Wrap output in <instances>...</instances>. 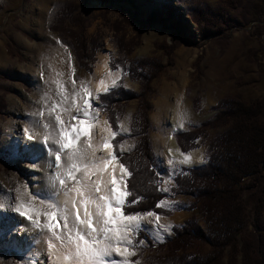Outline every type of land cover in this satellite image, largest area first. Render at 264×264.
Segmentation results:
<instances>
[{"label": "rangeland", "instance_id": "374dc122", "mask_svg": "<svg viewBox=\"0 0 264 264\" xmlns=\"http://www.w3.org/2000/svg\"><path fill=\"white\" fill-rule=\"evenodd\" d=\"M194 2L204 3L212 10L220 9L221 16L218 21L220 35H211L205 39L201 37L198 28L187 16ZM167 3H170L183 19L185 31L181 34L175 31L179 35L176 38L170 34L171 30L147 23L150 13L160 8L163 10L162 6ZM70 7L73 8L72 11L74 10V18L65 13L61 19L63 28L80 32L81 37L87 42L90 39L96 40L93 61H86L90 71L78 68L73 51L65 45L67 48L65 52L64 48L57 45L56 40L60 38L50 29L56 24L54 21L59 13ZM233 7L237 8L234 10ZM261 8L264 9V0H0V100L3 102V109L0 112V202H14L15 194L11 191L14 183L19 182L23 185L26 181H33L44 174L45 169L41 161L20 158L16 141L20 140V137L23 138L22 130L27 123L26 114L32 112L34 107H38L36 102L41 92L47 89L44 81H50L57 71L65 73L66 79L69 53L76 69L77 81L87 80L89 73L93 76L101 55L110 56L120 62L148 57L159 59L162 70L149 83L151 92L143 98L150 107L147 113L148 139L156 170L167 175L170 171L167 159L156 151L154 141H157L164 132L161 131L164 127L161 112H165V107L172 97H175L172 99L175 102L179 97L175 94L176 86L181 84V77L184 84L180 94L182 105L188 107V112L194 119L189 118V122L176 133L193 129L211 120L215 114L214 106L228 96L240 94L241 100L246 104L264 99V17L259 22L252 20L259 15ZM160 17L165 19L163 15ZM75 21L79 29L75 23L72 24ZM169 22L166 21V24ZM123 44L126 47L134 45L128 56L123 54L124 52H118V48L123 47ZM174 44L177 46L169 56L161 49ZM61 60L64 62L61 63ZM115 63L117 65V62ZM41 73L44 80L41 79ZM217 80L219 83H214ZM94 82L93 78V88ZM122 85L125 90L135 94L140 89L137 82H130L127 78L123 79ZM217 85L223 86L225 90L218 96L216 103L201 104V98L206 97L209 91L214 96L218 90ZM171 88L175 93L169 92L173 95L169 94L166 97L165 91ZM138 102L132 100L125 105L119 117L122 122H125L126 116H130L131 120ZM166 109L168 112L171 111V107ZM103 117L104 114H101V119ZM158 129L161 133L159 137L156 136ZM222 132L223 129L209 130L206 139L200 138L195 141L197 148L191 152L201 151L202 156L199 164L194 167L204 164L208 139ZM176 133L172 134V138ZM121 136L125 138L123 141L126 140L127 144H134L129 135ZM32 143L36 145L35 155H39L43 146L36 142ZM127 153L129 152L124 154ZM30 163H36L38 167L33 169L29 166ZM177 167L181 171L176 172L174 177L180 174L182 169L192 168L184 165ZM159 179V187L163 188L164 181L162 177ZM172 183L167 186L171 188ZM162 194L174 202L175 207L170 210L173 211L171 216H161L160 223L180 227L186 219L194 215L199 225H203L197 209L185 210L193 201L191 197H169L168 194ZM247 198L246 194L242 196L245 201ZM249 209L247 206L248 219ZM5 214L0 210V216ZM3 222L5 223V220L0 219V264H25L29 247L24 237L28 234L24 233V237H21L24 239L23 243L18 240L20 237L12 232L13 228L2 227ZM248 224L246 232L252 230L250 221ZM162 234L163 242L173 239L172 229L170 233ZM146 235L154 244L163 243L153 240L151 234ZM154 254L145 244L138 250V256L132 259H139L140 264H144V261ZM223 261L225 262V259Z\"/></svg>", "mask_w": 264, "mask_h": 264}, {"label": "snow or ice", "instance_id": "6c2138e0", "mask_svg": "<svg viewBox=\"0 0 264 264\" xmlns=\"http://www.w3.org/2000/svg\"><path fill=\"white\" fill-rule=\"evenodd\" d=\"M56 44L67 52L59 39ZM110 64V56H105L93 88L91 73L87 80L77 81L69 53L66 79L65 73L57 71L50 81L45 80L47 89L41 92L38 107L26 114L23 139L16 141L19 156L41 161L45 171L33 181L17 184L14 202H0L3 213L10 209L16 214L0 219L19 225L12 229L17 237L28 234L24 237L30 245L25 264H140L139 259H132L146 244L147 236L141 238L140 234H151L153 240L163 242L162 233H170L173 227L160 223V213L152 209L127 211L144 197L136 194L131 198L128 180L132 172L122 162L123 154L135 145L126 140L117 143V137L131 133L130 116L125 122L117 116L115 127L109 116L101 119L107 112L101 97L110 95L128 75L121 65L112 68ZM175 115L173 133L189 122L182 100L176 102ZM32 142L43 146L39 155ZM168 151L170 171L163 175L157 170L165 186L161 188L159 180L155 181L156 191L164 194L170 193L167 185L181 171L177 166L192 163L190 154L179 148V160ZM29 166L38 167L36 163ZM174 207L167 198L155 204V208L169 211Z\"/></svg>", "mask_w": 264, "mask_h": 264}, {"label": "trees", "instance_id": "16d2710c", "mask_svg": "<svg viewBox=\"0 0 264 264\" xmlns=\"http://www.w3.org/2000/svg\"><path fill=\"white\" fill-rule=\"evenodd\" d=\"M72 9L65 8L60 12L54 21L56 26H51L50 29L59 36L63 45L73 51L78 68L90 71L86 61H93L96 40L90 39L87 42L80 32L63 28L62 16L65 13L73 16ZM160 9L150 13L147 23L171 30L173 38L179 36L176 32L184 33L182 16L176 13L174 7L167 3L162 6L163 10ZM258 14L250 19L259 22L264 17V9ZM161 15L165 19H161ZM187 16L196 25L203 39L220 35L219 8L212 10L204 3L194 2ZM166 21H170L168 25ZM72 24L79 29L76 21ZM175 46L177 44L161 49L169 56ZM133 47L134 45L126 47L123 44L118 52H124L128 56ZM115 62L128 75L122 77L119 87L110 95L101 97L107 106V112L102 114L109 116L115 127L117 116L120 117L125 105L132 100L139 101L129 122V137L133 139L135 147L123 154L122 162L132 172L128 180V186L133 192L131 198L139 194L144 199L127 211L152 209L162 217H169L173 211L155 208L156 202L165 196L156 191L155 181L159 180L160 183V179L148 139L147 113L150 107L143 98L151 92L149 83L161 72L162 66L155 57L121 62L111 58L110 67L114 68ZM124 78L139 84L137 94L123 88ZM193 105L195 106V101ZM2 109L3 102L0 100V112ZM213 110L215 114L211 120L173 136L180 152L187 153L197 148V139L208 137L209 130L223 129L221 134L208 139L204 164L182 169L174 177L168 193L169 197H191L193 201L185 210L197 209L203 225H199L196 216H190L180 227L172 228V240L158 244H154L142 232L141 238L147 236L146 245L155 253L144 264H237V258L239 264H264V99L246 104L241 100L240 94H235L219 100ZM124 139L123 136L117 137V143ZM245 194L248 196L246 201L242 199ZM247 206L250 207V219L246 212ZM249 221L252 230L246 232Z\"/></svg>", "mask_w": 264, "mask_h": 264}, {"label": "bare ground", "instance_id": "6f19581e", "mask_svg": "<svg viewBox=\"0 0 264 264\" xmlns=\"http://www.w3.org/2000/svg\"><path fill=\"white\" fill-rule=\"evenodd\" d=\"M104 58H105V56L104 55H101L100 62ZM99 75H100V63H98L95 66V68H94V71H93V78H94V80L97 79V78H99ZM169 92H172L173 94L175 93L172 88L170 90L167 89L165 91L166 97H167V95L169 96V94H171ZM173 94H171V95H173ZM172 104H174V106L173 107L171 106V111H169V112L167 111L166 108L169 107V105L167 104V106L165 107V112H161V120L164 119L163 120V123H162L163 124L162 126H164V127L161 128V131H164V132L161 135L160 129H158V135H156V136L159 137L161 135V137L157 141L156 140L154 141V145H155L156 151L159 152L161 156H165L164 158H166V159L169 158V151L168 150L171 149L172 150V158L179 160L182 157H181L180 153L176 151L177 150V146H176V144H175V142H174V140L172 138L173 128L176 125V115H175V113H176V102H174ZM186 109H188V108H186ZM187 113H188V119L189 118L190 119H194V117H191V115L189 114V112H187ZM164 136H165V138H164ZM22 139L23 138L20 137V140H22ZM189 154L191 156L192 163H190L188 165H184V166L185 167H188V168L189 167L197 166L199 164V161H200L201 156H202L201 155V151H195V152H191ZM17 184H20L21 185V183H19V182L14 183L13 189L11 190L12 193L15 194L14 196H16V193H15L14 189L16 188ZM5 216L6 217H16V214L11 213V211L9 210V211L6 212ZM17 219H19V218L17 217ZM3 223H2V227L4 229H8L9 227L10 228H16V224L14 222H8L7 220H5V223L4 224ZM24 223L26 224L27 222H24ZM18 227H19V225H18ZM18 240H20V241H22L24 243V239H22L21 237ZM28 247H30L29 244H28Z\"/></svg>", "mask_w": 264, "mask_h": 264}, {"label": "crops", "instance_id": "0c3cea01", "mask_svg": "<svg viewBox=\"0 0 264 264\" xmlns=\"http://www.w3.org/2000/svg\"><path fill=\"white\" fill-rule=\"evenodd\" d=\"M214 78V77H213ZM216 79V78H215ZM214 83H219L218 82V80L217 81H215ZM183 86H184V84H183V77H181V84L180 85H178V86H176L177 87V89H176V91L178 92V94H177V92H176V96L178 95L179 97H177L175 100H176V102H177V99L178 100H181V98H180V94H181V89L183 88ZM222 87V88H221ZM217 91L214 93V96L213 95H211L210 94V91H209V93L207 94V96L206 97H204V98H201V104H204V105H211V104H214V103H216V101H217V99L219 98L218 96H220L223 92V90H225V88L223 87V86H219V85H217ZM217 96V98H215ZM175 97H172L169 101H170V104H168L169 105V107H173L174 106V104H172V103H174L175 101L174 100H172V99H174ZM172 102V103H171ZM183 107L186 109V108H188L186 105H183ZM187 110V112H188V109H186ZM191 152V151H190ZM189 152V153H190Z\"/></svg>", "mask_w": 264, "mask_h": 264}, {"label": "water", "instance_id": "95a60500", "mask_svg": "<svg viewBox=\"0 0 264 264\" xmlns=\"http://www.w3.org/2000/svg\"><path fill=\"white\" fill-rule=\"evenodd\" d=\"M192 168H194V167H192ZM190 169V168H189Z\"/></svg>", "mask_w": 264, "mask_h": 264}]
</instances>
